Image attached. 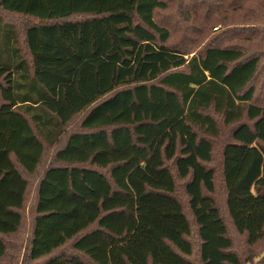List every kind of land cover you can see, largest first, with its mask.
Here are the masks:
<instances>
[{"label": "trees", "instance_id": "obj_1", "mask_svg": "<svg viewBox=\"0 0 264 264\" xmlns=\"http://www.w3.org/2000/svg\"><path fill=\"white\" fill-rule=\"evenodd\" d=\"M171 6L0 0L4 11L38 20L25 29L24 51L0 15V259L9 253L2 235L23 225L26 175L66 136L37 182L25 264H195L180 180L201 263L250 262L235 248L211 163L225 136L227 212L256 245L264 239V0H179L201 34L219 32L191 56L169 44L158 19Z\"/></svg>", "mask_w": 264, "mask_h": 264}, {"label": "rangeland", "instance_id": "obj_2", "mask_svg": "<svg viewBox=\"0 0 264 264\" xmlns=\"http://www.w3.org/2000/svg\"><path fill=\"white\" fill-rule=\"evenodd\" d=\"M171 2L170 9L166 10L165 12H161L158 16L159 21L168 27L171 31V39L170 45L174 46L182 50L185 53H190L188 56H191L197 53V50H201L204 45L210 43L217 34L218 31H214L211 28H207L204 34H201L200 31H204L205 29L203 26H199L198 24H194L192 21H186L183 15L179 12V0L176 2L175 0H167ZM0 15L5 19V21L14 24L21 34L22 40V48L25 51L27 46L24 43V32L25 29L38 22L37 19L31 18L28 16L11 13L4 11L0 7ZM203 28V29H201ZM243 44H248L243 42ZM250 47L251 50H256L259 46L256 45H247ZM261 49V48H260ZM81 116L76 118L74 123L70 125L71 131L79 130ZM227 140L225 136L218 138L215 140L217 152L214 158L213 165L218 172L217 177V191H216V198L221 207L222 213L229 224L230 233L235 240V248L243 253V257H250V262L247 264H257L259 258L264 256V239L257 243L254 246H249L246 243V237L244 235H240L233 226V223L229 217L226 208V191L225 186L223 183L222 178V147L224 142ZM66 142V136H63L57 145L53 146H46V153L42 160L41 167L37 173L34 175H26L28 180L30 181V188L29 192L26 197V204L22 210L23 213V225L17 234L12 235H2L5 241L8 243L9 246V253L4 258L0 259V264H25L24 262L27 261V253H28V244L29 240L31 239V233L34 225V218L36 215L35 212V204H36V190H37V182L39 181L40 175H42L43 170L47 167L53 165L55 163V152L61 146L64 145ZM177 195L182 200L185 206V210L187 215L189 216L192 222V235L191 239L193 240L196 250L193 255V260L195 264H202L200 257H199V237H198V227L195 223L193 215L190 211L189 207V197L185 192V180H180ZM73 241H69L65 246V250L70 249V245ZM46 259H41L37 264H43Z\"/></svg>", "mask_w": 264, "mask_h": 264}]
</instances>
